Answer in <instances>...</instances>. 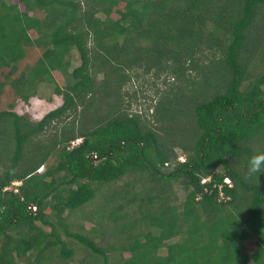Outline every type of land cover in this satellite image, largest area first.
<instances>
[{"label":"trees","instance_id":"obj_1","mask_svg":"<svg viewBox=\"0 0 264 264\" xmlns=\"http://www.w3.org/2000/svg\"><path fill=\"white\" fill-rule=\"evenodd\" d=\"M4 68L0 264H264V0H0Z\"/></svg>","mask_w":264,"mask_h":264},{"label":"rangeland","instance_id":"obj_2","mask_svg":"<svg viewBox=\"0 0 264 264\" xmlns=\"http://www.w3.org/2000/svg\"><path fill=\"white\" fill-rule=\"evenodd\" d=\"M34 15L37 16H43V12L37 11L34 13ZM33 34V33H32ZM34 36V34H33ZM43 53V49L36 47V46H31L27 48V55L26 57L21 60L18 64V68L15 71L16 73L20 72L23 70L27 65L29 64H34L36 60L41 56ZM80 64L79 59H74V65L76 66ZM9 71V68H4L1 71L0 76L3 78L5 74ZM171 80L173 78H170ZM143 83V79H139L138 81L132 82L129 84V88L133 89L134 87H141V84ZM163 84H161V87ZM51 86L47 85L46 83H43L41 87L39 88V92L36 96L31 97L29 101H24L21 99L15 91L11 88L10 85H7L5 88V91L1 97V102H0V110L2 109H11V110H16L21 114H29L34 118H39L43 116L46 112L49 110L59 106L63 102V98L60 95L54 94ZM145 106V105H144ZM143 108V104H133L132 110H138L140 111ZM152 109L154 107H151ZM150 108V110H151ZM152 111V110H151ZM76 142L78 141L75 140ZM56 162V158L52 157L49 161L50 164H53ZM42 169H45V166H43ZM177 195L180 198H183L185 196V190L184 187L180 184H177L175 186ZM255 248L254 243L249 242L247 244V247L245 246V249L250 252H252ZM163 252H166V250H163Z\"/></svg>","mask_w":264,"mask_h":264},{"label":"clouds","instance_id":"obj_3","mask_svg":"<svg viewBox=\"0 0 264 264\" xmlns=\"http://www.w3.org/2000/svg\"><path fill=\"white\" fill-rule=\"evenodd\" d=\"M181 156H184V155H181ZM247 173L249 176H259L261 174H264V153L253 155L252 157L249 158L247 162ZM207 178H204L203 182H206L204 180H206Z\"/></svg>","mask_w":264,"mask_h":264},{"label":"built area","instance_id":"obj_4","mask_svg":"<svg viewBox=\"0 0 264 264\" xmlns=\"http://www.w3.org/2000/svg\"><path fill=\"white\" fill-rule=\"evenodd\" d=\"M81 138L80 139H78V141L76 142V141H74L73 142V145H76V144H78L79 142H81ZM180 159L181 160H185V157L184 156H180ZM210 178L208 177L206 180H204V181H207V180H209ZM225 181L227 182V183H229V184H231V179H229V178H226L225 179ZM19 184H21V182L20 181H16V182H14V185H19ZM10 188V187H9ZM9 188H6V189H9ZM5 189V190H6Z\"/></svg>","mask_w":264,"mask_h":264}]
</instances>
